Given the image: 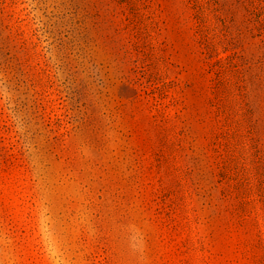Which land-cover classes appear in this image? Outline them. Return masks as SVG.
I'll list each match as a JSON object with an SVG mask.
<instances>
[{
    "label": "rangeland",
    "instance_id": "1",
    "mask_svg": "<svg viewBox=\"0 0 264 264\" xmlns=\"http://www.w3.org/2000/svg\"><path fill=\"white\" fill-rule=\"evenodd\" d=\"M0 264H264V0H0Z\"/></svg>",
    "mask_w": 264,
    "mask_h": 264
}]
</instances>
